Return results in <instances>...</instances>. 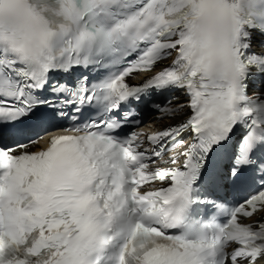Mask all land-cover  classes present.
I'll return each mask as SVG.
<instances>
[{
    "label": "snow or ice",
    "instance_id": "snow-or-ice-1",
    "mask_svg": "<svg viewBox=\"0 0 264 264\" xmlns=\"http://www.w3.org/2000/svg\"><path fill=\"white\" fill-rule=\"evenodd\" d=\"M0 264H264V0H0Z\"/></svg>",
    "mask_w": 264,
    "mask_h": 264
},
{
    "label": "clouds",
    "instance_id": "clouds-1",
    "mask_svg": "<svg viewBox=\"0 0 264 264\" xmlns=\"http://www.w3.org/2000/svg\"><path fill=\"white\" fill-rule=\"evenodd\" d=\"M226 25L227 21L218 18L215 14L202 15L195 21L192 39L197 44L212 46L221 36ZM211 63L215 66L219 63V58H214Z\"/></svg>",
    "mask_w": 264,
    "mask_h": 264
}]
</instances>
